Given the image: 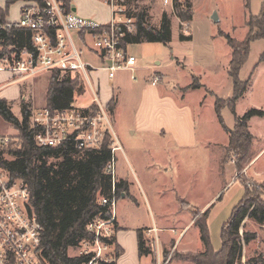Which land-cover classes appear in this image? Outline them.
Masks as SVG:
<instances>
[{
	"label": "rangeland",
	"instance_id": "rangeland-1",
	"mask_svg": "<svg viewBox=\"0 0 264 264\" xmlns=\"http://www.w3.org/2000/svg\"><path fill=\"white\" fill-rule=\"evenodd\" d=\"M262 2L263 0H249L248 8L245 9L239 0H189L188 3L191 4L190 22H183L180 25L176 17L170 14L171 39L168 43L143 42L128 45L129 53L137 58V70L134 72L117 71L112 80L107 78L105 70L98 69L94 72L88 70L101 104L106 105L112 98L115 102L114 108L109 111V116L112 120L113 131L122 147V150L116 151L114 155L115 176L117 179L120 176L128 178L131 191L137 195L141 191L131 169L133 171L140 169L142 174L140 176L139 173L138 178L140 177V181L146 187V192L148 190L150 195L148 196L152 212L139 203V206L134 205L133 209L124 212L127 214L126 222L140 228L144 225L151 227L152 215L156 220H159V216L166 215L165 219L171 218L172 222H177V220L179 222L176 225L167 226L170 230H163V232L150 231L147 233L146 230L143 232L146 246H152L150 255H142L143 264H157V256L160 262L163 260V254L159 253V237L168 239L169 243L172 242L171 247L168 245L167 248L165 247V250L168 249L165 251L167 252L165 264H188L176 257L168 262L170 256L176 252L193 254L201 252L202 243L196 225L192 224L191 217L194 212L200 215L198 209H194L195 206L200 208L218 191L219 193L207 205V207L210 206L207 228L212 248L219 249L221 226L228 219L233 206L242 197L243 186L252 191L258 190V192L262 191L260 187H264V116H253L249 122V130L255 135L251 145L252 158L243 167L241 173H236L233 163L234 153L226 151L225 146H222L227 142V133L224 132L216 118L215 98L207 92V90L212 91L218 98L225 101L232 96V80L227 74L230 49L224 38L218 36L217 32L223 30L231 37L242 40L247 31L244 25L245 15H257ZM139 4L148 5L149 21L152 25L158 23L163 10L167 13L171 12V5H164L162 0H139ZM22 5L20 1L11 4L7 10V19L15 21ZM3 6L4 0H0V7ZM184 9L181 11L185 12ZM216 9L225 16L220 21L213 22L210 16ZM180 34L187 38L180 40ZM72 38L77 48L83 50L78 46L74 33H72ZM262 54H264V39L251 41L247 59L238 73L240 81H245L250 75V84L236 102L235 113L237 115H242L250 108L264 110V62H259ZM81 55L84 61L99 65L90 51L84 49ZM174 57L180 63H177ZM130 74H133L136 79L131 80ZM192 75L198 77L202 86L186 92L184 98L186 107L193 114L200 141L189 148L174 149L175 152L172 154L173 151H170V157H173L169 160L171 169L167 174L157 173L154 170L158 164L151 160V156L157 153V149L172 148L171 146L174 145L168 138L163 139L157 135L139 132L137 121L141 99L143 96L152 99L154 95L151 90H144L147 88L146 85H150L154 76H159V82L155 85L159 92L166 91L175 100L180 101L183 94L182 88L192 82ZM49 76L50 74L43 73L34 78H24L5 84L12 79V75L6 71L0 72V94L8 99L11 111L16 117L20 118L22 100L30 104L31 112H34L37 106L45 104V91ZM74 98V105L84 107L92 100V94L87 85L82 84V90L75 94ZM220 113L223 123L228 128H232L234 116L230 107L224 105ZM145 119L149 121L151 116ZM0 135L9 139L7 146L2 148L5 152L19 143L18 132L1 116ZM127 148L128 150L133 148L135 154H133L135 162H131L130 165L124 157V151H127ZM157 155L159 158L162 157L160 153ZM4 157L11 158L7 153H4ZM168 184H173V186L162 191V188ZM172 187L176 189L178 197L185 198L186 196L193 205L190 207L179 204V210L186 213L180 215L177 220L173 211L174 204L177 202L176 192ZM244 231L254 233L255 238L247 244L242 243V264L248 259H251L252 263L256 261L255 264H264V225L252 218H245L239 233L242 234ZM156 236L157 241H154ZM177 237H180L178 243ZM175 242L177 245L175 244L174 247ZM86 248L85 244L82 246L80 244L78 248H70L68 254H79Z\"/></svg>",
	"mask_w": 264,
	"mask_h": 264
},
{
	"label": "trees",
	"instance_id": "trees-1",
	"mask_svg": "<svg viewBox=\"0 0 264 264\" xmlns=\"http://www.w3.org/2000/svg\"><path fill=\"white\" fill-rule=\"evenodd\" d=\"M21 1L42 3L43 0H4L0 7V22L5 21L8 7ZM189 0H172L173 14L180 22L191 20V4ZM67 5L70 0H63ZM249 0H244V8H248ZM127 15L133 19L135 29L126 32L122 42L136 44L142 42L168 43L171 39L170 17L166 11L160 15L157 24L149 21L148 5L139 4V0H127ZM185 8V12L181 11ZM179 11V12H178ZM247 28L242 40L231 37L228 33L218 30L230 49L227 74L232 80V96L226 101L218 98L212 91H208L214 98L216 118L227 133L228 142L225 150L234 153L233 161L236 173H241L243 167L251 160V145L253 135L248 127V120L253 116H264V110L250 108L242 115L235 113L237 100L242 96L250 84V75L245 81H240L238 73L247 59L250 42L255 39H264V0L257 15L247 14L244 22ZM15 34V37L12 35ZM9 42L20 43L29 48V33L15 30L1 34ZM186 36L179 35L180 40ZM264 62V54L259 58ZM198 77L192 75V82L182 89H196L201 87ZM82 90L79 76L70 77L58 70L51 71L45 91V105L49 108H67L74 105V95ZM115 105L110 99L107 107L111 110ZM228 105L233 112L234 125L228 128L222 120L221 108ZM20 118L11 111L8 101L0 98V116L12 125L19 136V143L6 152L0 148V165L11 177L23 180L29 189V206L36 214L43 227L40 245L39 260L41 264H87L94 256L93 252L69 255L68 250L78 248L82 241L93 242L94 236L86 230V224L95 217H109L106 204L98 201L99 195L110 197L111 178L104 173V166L110 159L108 148L109 137L106 135L98 148L77 151L73 146L67 149L40 147L34 142L35 130L30 126V104L21 101ZM95 110V103H90ZM7 153L11 158H5ZM51 159V160H50ZM115 192L127 189V183L118 180L114 184ZM252 191L243 186V195L230 212L228 219L220 229V247L214 250L211 246L207 228L209 208L200 215L193 213V224L199 231V239L203 251L198 253H174L170 256L191 264H242L241 246L255 238V234L244 231L239 233L245 218H252L264 225V187ZM179 204L188 205L179 199ZM210 207V206H209ZM115 226V219H114ZM114 236L108 240L113 244ZM152 252V246H146L143 231L138 230L139 255ZM117 252L110 259L102 257L97 264H116ZM248 259L244 264H251ZM253 261L252 264H255Z\"/></svg>",
	"mask_w": 264,
	"mask_h": 264
},
{
	"label": "built area",
	"instance_id": "built-area-1",
	"mask_svg": "<svg viewBox=\"0 0 264 264\" xmlns=\"http://www.w3.org/2000/svg\"><path fill=\"white\" fill-rule=\"evenodd\" d=\"M127 0H106L110 9V18L99 23L90 18L76 15L63 0H43L42 3L25 2L15 21L0 22V72L12 75V81L34 78L40 74L58 70L70 77L79 76L92 94L90 104L84 107L73 105L67 108H49L46 105L30 113V126L35 130L34 142L40 147L77 151L98 148L105 136L109 137L110 159L104 166V173L111 178V195H99L98 201L106 204L109 217H95L86 224V230L93 234V242L82 241L87 246L79 252H93L94 256L87 264H97V259L109 256L113 237L116 192L114 184V155L122 147L111 126L107 105L101 104L93 87L88 70L107 71V78L113 79L120 70L134 72L136 57L122 46V37L135 29L133 19L127 15ZM171 0H162L164 5ZM15 30L29 33V48L20 43L9 42L1 34ZM86 33L91 36V47L87 48L99 65L82 59L83 50L77 48L72 33ZM15 37V34L12 35ZM89 68V69H88ZM130 79L135 76L130 74ZM154 76L151 84L159 82ZM8 137L0 135V148L7 146ZM149 231L157 232L156 228ZM148 231V232H149ZM43 227L29 206L27 184L10 176L0 165V264H41L39 260ZM154 241H157V236ZM107 251V252H105ZM166 259L157 264H165Z\"/></svg>",
	"mask_w": 264,
	"mask_h": 264
},
{
	"label": "crops",
	"instance_id": "crops-1",
	"mask_svg": "<svg viewBox=\"0 0 264 264\" xmlns=\"http://www.w3.org/2000/svg\"><path fill=\"white\" fill-rule=\"evenodd\" d=\"M239 1H241L242 6H244V0H239ZM169 5L172 6V0L169 3ZM70 8L76 15L84 17V18L93 19L99 23H106L109 21V18H110V9L106 3V0H70ZM170 10H171V12L168 13L169 17H170V14L173 15L174 17H176L173 14L172 7H170ZM163 11H165V10H163ZM215 11H216V15L218 17V20L213 21L211 19L213 12L210 16V19L213 22H218L225 15H224V13L219 11L218 9H216ZM18 17H19V12H18ZM18 17L15 20H17ZM245 17H246V15H245ZM159 18H160V16H159ZM159 18H158V20H159ZM176 19L179 22V24L182 25L183 22H180L177 17H176ZM5 20H9V19H7V16H6ZM185 25H186V23L183 26L185 27ZM73 33L76 36L79 47L83 48V50L91 47V36L89 34L76 33V32H73ZM128 45H130V44L122 42L123 48L129 53ZM174 59L177 60V63H180V61L176 57H174ZM136 64H137V58H136ZM135 67L137 70V65ZM120 71H126V70H120ZM129 78H130V75H129ZM13 82H16V81H12V79H10V81L6 82L5 84H10ZM155 85H152L151 83H150V85H146L147 88L144 91L151 90L152 93H154V95L152 96V99H147L145 96L142 97L141 102H140V106H139L140 112L138 113L137 124H138L139 132H142L144 134L149 133L152 135H157L163 139L168 138L170 141L173 142V145L175 147L174 146H171L172 148L162 147L161 149L156 150L157 153L162 154L161 158L158 157L157 153H155L154 155L151 156V160L158 164V165H156V169L154 171H157V173H163L164 172L167 174L169 172V170L171 169V163L169 162V160L173 159V157H170L169 152L173 151L174 149H178V148L185 149V148H189L191 146H195L196 144H198V142L200 140L198 139V136H197L198 132H197L196 124H195L194 119H193V114L185 105V98H184L185 95L184 94L186 92L192 90V89H188L186 91L183 90V94L181 95V98L179 101V100H175L166 91H164V92L160 91L159 92V90L156 88ZM0 98H4L8 101V99L1 94H0ZM74 101H75V98H74ZM90 102L86 105H89ZM44 105L45 104H42V105L37 106V107L39 108V107L44 106ZM106 105H107V103H106ZM147 116H151V120L147 121L145 119V118H147ZM252 118L253 117H251L248 120V127H250L249 122L251 121ZM252 135L254 136L253 138H255V135L253 133H252ZM227 142H228V136H227ZM227 142L222 144V146H226ZM127 152L129 154V156H128ZM174 152L175 151L171 152V154ZM133 154H134L133 148H131L130 150H128V148H127V151L126 150L124 151V157H125V159L129 165L131 164V162H135V158H134L135 156H133ZM174 159H175V157H174ZM131 170H132L134 178L138 184V187L141 191L140 194L135 195L131 191L130 185L128 182V178H126L125 176H120L118 179L116 178V181L123 180L127 183V189L120 191L118 194H116V205H115V211H114V218H115V231H114V235H113L114 236V242H113L112 246L110 247L109 254H108L109 256H111L113 253L115 254V252H117L118 255H117L116 260H115L116 264H143L142 255L140 256L138 253V230H142L143 232H145V230H146L147 233H150V231H149L150 229L156 228L157 232H159V231L163 232V230L169 229V227H167V226H170L172 224H175V225L178 224L179 222H178L177 218H179L180 215H182V214L184 215L186 213L183 210H179L178 198L187 201L188 206H190V207L193 206L192 203H190V201L188 200V198L186 196H185V198H182L180 196L178 197L176 189L174 187H172V189L175 190V192H176L175 194H176L177 202L175 203L176 205L174 204L173 211L175 212V215H176L175 219L177 220V222H172L171 218L165 219L166 215H162V217L159 216V218H158L159 220H156V218L153 217L154 215H152L151 227L144 225V226H142V228H140L139 226L132 225L129 222H126L125 217L127 216V214H124V212L130 211V209H133L134 205L139 206V203H141V205L144 206L145 208L147 207L150 211L152 210L150 197H149L150 195L148 194V190L146 192V187H144V185L140 181V179H139L140 177L138 178V174L140 173V169L134 170V171H133V169H131ZM141 174L142 173H140V176H141ZM165 186H166V188H165ZM165 186H164V188H162V191L164 189L169 188V186L170 187L173 186V184H170V185L168 184ZM218 193H219V191L212 198H210V200H208L205 204L201 205L200 208L198 206H195L194 209H198L199 213H202L204 210L209 208V207H207V205L215 198V196ZM121 211H122V214H121ZM208 213H209V211H208ZM178 214H179V216H177ZM193 219L194 218L192 215V217H191L192 222H193ZM143 228H145V229H143ZM183 231H184V229L182 230V232ZM198 234H199V231H198ZM176 239L178 240V241L176 240L178 243L180 237H177ZM168 241L169 240L166 238L160 239V237H159V239H158V245L160 243L159 253L161 252V254H163V259H165V256L167 255V252H165V251H168V249L165 250V247L167 248L172 243L171 241H170V243ZM175 244H176V242L173 243L174 247H175ZM182 251H185V250H182ZM201 251H203V245H202ZM157 252H158V250H157ZM148 255H150V254H148ZM185 262L188 264H191L190 262H187V261H185ZM144 264H146V263H144Z\"/></svg>",
	"mask_w": 264,
	"mask_h": 264
},
{
	"label": "water",
	"instance_id": "water-1",
	"mask_svg": "<svg viewBox=\"0 0 264 264\" xmlns=\"http://www.w3.org/2000/svg\"><path fill=\"white\" fill-rule=\"evenodd\" d=\"M211 19H212L213 21H217V20H218V17H217V15H216V12H213V14H212V16H211Z\"/></svg>",
	"mask_w": 264,
	"mask_h": 264
}]
</instances>
